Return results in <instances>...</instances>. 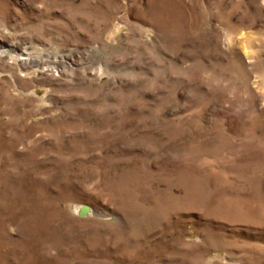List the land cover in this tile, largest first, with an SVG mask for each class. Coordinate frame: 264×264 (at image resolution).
<instances>
[{
    "label": "rangeland",
    "instance_id": "374dc122",
    "mask_svg": "<svg viewBox=\"0 0 264 264\" xmlns=\"http://www.w3.org/2000/svg\"><path fill=\"white\" fill-rule=\"evenodd\" d=\"M2 50L0 264H264V0H0Z\"/></svg>",
    "mask_w": 264,
    "mask_h": 264
},
{
    "label": "bare ground",
    "instance_id": "6f19581e",
    "mask_svg": "<svg viewBox=\"0 0 264 264\" xmlns=\"http://www.w3.org/2000/svg\"><path fill=\"white\" fill-rule=\"evenodd\" d=\"M29 54V53H28ZM26 55V54H25ZM0 56H2V57H6L7 59H9V60H17V59H14V57L12 56V55H10L8 52H6V51H1L0 52ZM28 58H29V56H28ZM27 58V59H28ZM25 59V58H24ZM23 59V62H25L26 63V61H29V60H27V59H25L24 60ZM30 59V58H29ZM19 60H20V58H19ZM29 64V63H28ZM38 64H40V62L39 63H37V66H38ZM42 66V64L39 66V67H41ZM42 68H48V65H45V66H42Z\"/></svg>",
    "mask_w": 264,
    "mask_h": 264
},
{
    "label": "water",
    "instance_id": "95a60500",
    "mask_svg": "<svg viewBox=\"0 0 264 264\" xmlns=\"http://www.w3.org/2000/svg\"><path fill=\"white\" fill-rule=\"evenodd\" d=\"M80 211H81V213H82V212L84 211V209H81Z\"/></svg>",
    "mask_w": 264,
    "mask_h": 264
}]
</instances>
